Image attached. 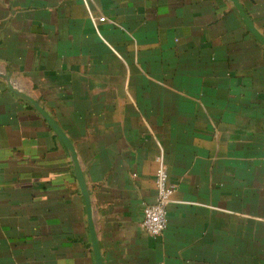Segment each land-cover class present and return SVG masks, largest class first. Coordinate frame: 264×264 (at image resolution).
I'll return each mask as SVG.
<instances>
[{
    "label": "crops",
    "instance_id": "0c3cea01",
    "mask_svg": "<svg viewBox=\"0 0 264 264\" xmlns=\"http://www.w3.org/2000/svg\"><path fill=\"white\" fill-rule=\"evenodd\" d=\"M236 2L264 40V0ZM28 99L74 147L103 264H264V44L233 0H0V264H96L74 159Z\"/></svg>",
    "mask_w": 264,
    "mask_h": 264
},
{
    "label": "built area",
    "instance_id": "2783aa9c",
    "mask_svg": "<svg viewBox=\"0 0 264 264\" xmlns=\"http://www.w3.org/2000/svg\"><path fill=\"white\" fill-rule=\"evenodd\" d=\"M89 17L94 26L104 22L105 18H95L89 12ZM159 167L156 172L155 185L157 197L153 204L146 205L143 210L142 227L152 237L161 236L168 225V206L173 202L175 187L168 182L167 168L158 160Z\"/></svg>",
    "mask_w": 264,
    "mask_h": 264
},
{
    "label": "water",
    "instance_id": "95a60500",
    "mask_svg": "<svg viewBox=\"0 0 264 264\" xmlns=\"http://www.w3.org/2000/svg\"><path fill=\"white\" fill-rule=\"evenodd\" d=\"M235 6L239 10L241 16L244 18V22L246 23L248 29L256 36L258 40H260L264 44V40L260 37V35L256 32L252 24L249 22L248 18L244 15L242 12V9L240 6H238V3L236 0H233ZM28 101L35 106L36 110L42 115V117L46 120L48 125L51 127V129L54 131V133L59 137L61 142L64 144V146L67 148V150L71 153L75 165H76V172H77V177H78V182L81 188V192L85 201L86 209H87V215H88V222H89V230H90V236H91V241H92V247H93V252H94V257H95V262L96 264H103L102 262V256H101V251L100 247L98 244L97 236H96V231H95V226L93 222V217H92V207H91V202L90 198L88 195V191L86 189V185L84 183V178L82 176V172L78 163L77 155L74 150L73 145L70 143L66 135L63 133L61 128L58 126V124L50 118V116L42 109L40 106H38L35 102L32 100L28 99Z\"/></svg>",
    "mask_w": 264,
    "mask_h": 264
}]
</instances>
